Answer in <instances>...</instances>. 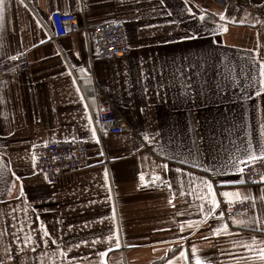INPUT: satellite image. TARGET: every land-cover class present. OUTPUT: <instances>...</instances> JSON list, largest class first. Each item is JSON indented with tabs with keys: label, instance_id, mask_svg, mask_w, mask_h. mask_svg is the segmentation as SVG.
<instances>
[{
	"label": "crops",
	"instance_id": "1",
	"mask_svg": "<svg viewBox=\"0 0 264 264\" xmlns=\"http://www.w3.org/2000/svg\"><path fill=\"white\" fill-rule=\"evenodd\" d=\"M263 1L3 0L0 61L25 54L31 69L0 77V264H264V181L236 172L264 157V22L248 10ZM56 11L122 23L130 54L95 61L84 33L53 45ZM93 79L130 128L105 155ZM77 139L84 169L55 185L34 172L33 146ZM241 200L249 212L218 218Z\"/></svg>",
	"mask_w": 264,
	"mask_h": 264
},
{
	"label": "built area",
	"instance_id": "2",
	"mask_svg": "<svg viewBox=\"0 0 264 264\" xmlns=\"http://www.w3.org/2000/svg\"><path fill=\"white\" fill-rule=\"evenodd\" d=\"M248 10L264 22V1ZM46 31L48 40L56 46L59 39L67 35L84 33L87 35V41L94 47L92 57L95 61L106 62L130 54V47L124 35V25L120 22L89 26L76 14L56 11L51 14V27ZM30 69L31 63L25 54L13 55L0 61V77L27 74ZM92 89L95 107L92 122L95 137L101 152L105 155L106 136L119 135L130 131V128L94 79ZM86 148V143L81 139L67 142L50 141L35 145L31 149L33 170L43 176L48 184L55 185L61 176L76 173L87 166ZM241 168V176L246 185L259 186L263 183L261 177H264V157L246 161ZM217 209L225 218H231L249 212L251 203L248 200L222 203Z\"/></svg>",
	"mask_w": 264,
	"mask_h": 264
},
{
	"label": "snow or ice",
	"instance_id": "3",
	"mask_svg": "<svg viewBox=\"0 0 264 264\" xmlns=\"http://www.w3.org/2000/svg\"><path fill=\"white\" fill-rule=\"evenodd\" d=\"M3 4V0H0V5ZM204 17L202 16L201 19H203ZM221 19H224V16L221 14ZM194 37H182L181 39H193ZM259 75L261 77L260 81H259V84H260V87L261 89H264V63H261L260 65V72H259ZM262 136H264V133H262ZM103 153H101L102 155ZM260 155L264 156V150L261 151ZM257 158L256 154L255 153H252L251 151L247 154L246 156V160L247 161H253ZM244 161H239L238 162V166L236 167V172H242V168L239 166L241 164H243ZM165 168L167 167V165L164 166ZM177 171H180L179 169H177ZM205 171H208L207 169ZM141 179L143 180V176H141ZM157 179H159V177H157ZM262 180H264V177H261ZM237 182H243V180L241 179L240 181H237ZM203 183L205 184V186L208 188V196L210 197V203L212 205V209L211 211H214L215 210V207L217 206V201L215 199V195L212 191V184L209 183L208 180H204ZM183 194V193H181ZM220 195H222L223 197L225 198H228V197H234V198H237L239 197V193H235V192H228V191H224L222 193H220ZM245 199H247V197H245ZM211 211L208 213V214H211ZM223 217V213L221 212L219 214V217ZM233 222L235 223V218H233ZM220 231H224V232H227V226H223L222 228H218V229H215L213 231V234H217L219 233ZM45 235H47V233H45ZM129 246H132V245H129ZM117 247H119V242L117 241ZM195 253H196V250L195 248L193 249V256H195ZM101 255H103V253H101ZM180 256L181 257H184L185 256V253L183 251L180 252ZM261 257L264 258V250L261 251ZM195 264H201V261L199 259H197L195 261Z\"/></svg>",
	"mask_w": 264,
	"mask_h": 264
}]
</instances>
